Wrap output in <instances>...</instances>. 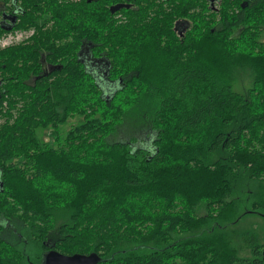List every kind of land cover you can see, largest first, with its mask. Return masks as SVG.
<instances>
[{
    "label": "trees",
    "instance_id": "trees-1",
    "mask_svg": "<svg viewBox=\"0 0 264 264\" xmlns=\"http://www.w3.org/2000/svg\"><path fill=\"white\" fill-rule=\"evenodd\" d=\"M178 1L0 0L35 32L0 48V264H264V0Z\"/></svg>",
    "mask_w": 264,
    "mask_h": 264
},
{
    "label": "rangeland",
    "instance_id": "rangeland-1",
    "mask_svg": "<svg viewBox=\"0 0 264 264\" xmlns=\"http://www.w3.org/2000/svg\"><path fill=\"white\" fill-rule=\"evenodd\" d=\"M219 3L215 2L214 7L215 9L219 8ZM216 12V11H213ZM210 18L206 19L208 21ZM212 20V19H211ZM213 21V20H212ZM260 41L264 42V34L262 35ZM252 86V77L249 73H243L240 75H237L235 78V82L233 85V88L235 91L240 93H247L248 90ZM118 88L117 85H115V90ZM109 95V94H108ZM83 122V118L80 117H74L68 121V123L64 126H62L59 129V137L60 142L63 141L67 135V133L71 130V128L75 127L79 123ZM124 123L121 125V128L117 133H115L113 136H111V140H124L126 138H136L140 140V143L146 147H149L152 145V139L153 135L149 134V123H147V117L144 112H141L139 110H133L126 115L124 118ZM51 130H47L44 132H40V137L46 142L49 143L51 146H56L54 144V135L51 134ZM199 215L205 214V209L202 207L198 211ZM254 221L257 223L261 220L258 218H255Z\"/></svg>",
    "mask_w": 264,
    "mask_h": 264
},
{
    "label": "flooded vegetation",
    "instance_id": "flooded-vegetation-1",
    "mask_svg": "<svg viewBox=\"0 0 264 264\" xmlns=\"http://www.w3.org/2000/svg\"><path fill=\"white\" fill-rule=\"evenodd\" d=\"M77 1H80V0H77ZM131 1V0H130ZM168 0H156V2H157V4L159 5H163V7H166L168 4H172L171 6H174V7H177V4L179 3V1L178 0H170V2H167ZM208 2H209V5H208V7L209 8H211V10L212 11H216L215 13H217L218 12V8L217 9H215V7H214V4H215V2H218L219 3V0H208ZM132 4L133 3H131V2H127L126 3V5H128V6H130V7H124V8H126V9H129V8H131L132 7ZM9 6V5H8ZM112 7H114V6H112ZM111 7V8H112ZM110 8V9H111ZM18 8H14L13 10H11V9H7V11L5 12V11H3L1 14H0V25L2 26V28L3 27H8V26H10V24H11V20L15 17L16 18V23H15V25H14V28L12 29V30H10V31H7V30H5L6 31V33L5 34H3V35H0V38H8L9 36H14V35H16L17 34V32H32L33 30H19V29H15V27H16V25H17V21H18V17H19V12H18V10H17ZM189 27V22H187V21H177L176 22V24H175V31H176V33L178 34V36L180 37V38H183L185 35H186V32H187V28ZM184 29V30H183ZM34 34H35V32L33 31V34L29 37V38H27L26 40H24L26 43H28V42H30V40H31V38L34 36ZM24 41H22V42H24ZM22 42H19V43H15V44H12V45H10V46H14V45H18V44H20V43H22ZM10 46H7V47H10ZM7 47H0V48H7ZM90 67V68H89ZM89 69H90V71H92V62L90 63V65H89ZM45 69L47 70L48 69V67L46 66L45 67ZM46 71L44 70V73H45ZM47 74V73H46ZM108 83H111V82H108ZM102 84V86H103V88H105V87H107V86H105V83L104 82H102L101 83ZM0 85H1V83H0ZM107 85H109V84H107Z\"/></svg>",
    "mask_w": 264,
    "mask_h": 264
},
{
    "label": "water",
    "instance_id": "water-1",
    "mask_svg": "<svg viewBox=\"0 0 264 264\" xmlns=\"http://www.w3.org/2000/svg\"><path fill=\"white\" fill-rule=\"evenodd\" d=\"M212 1V0H211ZM124 7H129L128 5H117L111 8V12L115 13ZM16 23V18L11 20V24L8 27H3V29L10 31L14 28ZM101 257L92 253L89 255L75 254V255H64L57 251H50L44 258L43 264H99Z\"/></svg>",
    "mask_w": 264,
    "mask_h": 264
},
{
    "label": "built area",
    "instance_id": "built-area-1",
    "mask_svg": "<svg viewBox=\"0 0 264 264\" xmlns=\"http://www.w3.org/2000/svg\"><path fill=\"white\" fill-rule=\"evenodd\" d=\"M33 34L32 32H17L14 36H9L8 38H0V47H7L15 43L22 42L29 38Z\"/></svg>",
    "mask_w": 264,
    "mask_h": 264
},
{
    "label": "bare ground",
    "instance_id": "bare-ground-1",
    "mask_svg": "<svg viewBox=\"0 0 264 264\" xmlns=\"http://www.w3.org/2000/svg\"><path fill=\"white\" fill-rule=\"evenodd\" d=\"M184 30V29H183Z\"/></svg>",
    "mask_w": 264,
    "mask_h": 264
}]
</instances>
